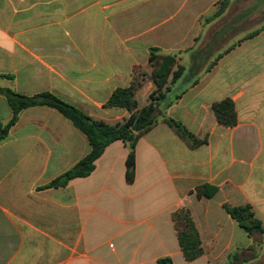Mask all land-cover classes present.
<instances>
[{"label":"crops","instance_id":"0c3cea01","mask_svg":"<svg viewBox=\"0 0 264 264\" xmlns=\"http://www.w3.org/2000/svg\"><path fill=\"white\" fill-rule=\"evenodd\" d=\"M216 2L0 0V87L51 93L92 119L123 122L130 112L106 107L111 94L149 64L152 48L163 55L191 48L199 16ZM226 99L235 105L234 127L211 111ZM162 105L136 144L133 182L130 146L115 141L89 176L60 188L47 186L89 154V141L54 108L22 110L0 142V264H264V239L257 258L231 260L255 240L224 209L249 204L264 226V31ZM12 115L0 94V124ZM165 117L206 143L191 148ZM203 186L217 191L199 198ZM182 208L203 248L192 261L173 221Z\"/></svg>","mask_w":264,"mask_h":264},{"label":"trees","instance_id":"16d2710c","mask_svg":"<svg viewBox=\"0 0 264 264\" xmlns=\"http://www.w3.org/2000/svg\"><path fill=\"white\" fill-rule=\"evenodd\" d=\"M230 1L218 0L219 8L211 19L224 13ZM261 31L262 29H259L247 35L245 40L253 38ZM179 62L180 59L176 54L163 55L159 53V49L152 48L149 58V64L152 67L150 79L155 86V90L149 95V103L144 107H139L136 93L144 85L145 79L144 77L139 79L136 74L137 68H135L130 85L116 89L106 103V107L126 109L130 112L128 118L116 124L92 119L75 106L60 100L51 93L46 92L25 96L10 88L0 87V94L6 97L13 113L8 123L0 124V142L6 139L11 127L18 122L19 114L22 110L34 106H48L56 109L65 118L69 119L87 137L91 150L72 169L52 181L47 187H65L75 178L89 176L95 170L96 161L101 157L105 149L115 141H122L130 146L131 150L126 161V179L131 183L135 178L136 144L144 134L159 122L158 107L166 99L167 93L171 91L170 86L174 85L184 73V67ZM2 77L5 76L0 75V78ZM171 104L169 103L168 106ZM211 111L219 125L223 127H234L237 125V113L232 100L226 99L213 104ZM164 120L186 140L191 148H197L206 143V138H198L179 121L169 117H165ZM216 191V188L203 186L198 188L197 196L199 198L203 196L211 197ZM224 209L238 223L239 227L255 240L253 246L240 256H231V260L246 263L257 258L261 249V241L264 239V226L255 217L252 207L249 204L240 206L225 204ZM173 221L186 260L192 261L201 256L203 254L202 243L190 211L182 208L175 213ZM158 264H173V262L170 258H162L158 260Z\"/></svg>","mask_w":264,"mask_h":264},{"label":"rangeland","instance_id":"374dc122","mask_svg":"<svg viewBox=\"0 0 264 264\" xmlns=\"http://www.w3.org/2000/svg\"><path fill=\"white\" fill-rule=\"evenodd\" d=\"M218 8L217 0L209 12L199 16L197 37L191 48L171 53L180 59L184 73L170 86L171 91L158 108H163L162 104L171 100L180 90L204 81L221 60L248 42L249 39L245 40L247 35L259 29L264 31V0H231L224 13L211 19ZM159 53L163 54L161 50ZM136 68L139 79H145L144 85L136 93V99L143 107L149 103V95L155 90L150 79L152 67L148 64ZM146 90L149 91L146 93Z\"/></svg>","mask_w":264,"mask_h":264}]
</instances>
